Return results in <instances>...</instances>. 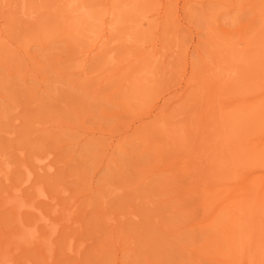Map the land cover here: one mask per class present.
<instances>
[{"label":"rangeland","instance_id":"374dc122","mask_svg":"<svg viewBox=\"0 0 264 264\" xmlns=\"http://www.w3.org/2000/svg\"><path fill=\"white\" fill-rule=\"evenodd\" d=\"M263 112L264 0H0V259L264 264ZM45 153L50 173L32 164ZM18 187L52 221L72 216L52 260L7 241L39 218L3 204Z\"/></svg>","mask_w":264,"mask_h":264},{"label":"bare ground","instance_id":"6f19581e","mask_svg":"<svg viewBox=\"0 0 264 264\" xmlns=\"http://www.w3.org/2000/svg\"><path fill=\"white\" fill-rule=\"evenodd\" d=\"M132 2V1H131ZM134 3V1H133ZM131 3V4H133ZM131 4L129 3L128 5L126 6H129V9L132 7ZM135 5H137L136 3H134ZM79 6V7H78ZM77 8L79 9L78 12H77V15L79 14L80 16L84 15L82 12H83V8L78 5ZM134 6V5H133ZM125 7V6H124ZM136 8V6H134ZM75 8V7H74ZM125 8H128V7H125ZM135 8H132V9H135ZM71 9V8H70ZM83 9V10H82ZM72 10V9H71ZM77 11V10H76ZM82 11V12H81ZM22 12V11H21ZM85 13V12H84ZM32 14V13H31ZM87 14H89L87 12ZM24 15V11H23V14ZM30 18L31 15H29ZM27 16V17H29ZM79 17V16H78ZM18 18V17H17ZM29 19V18H28ZM262 41V40H261ZM242 57V56H241ZM229 63V62H228ZM255 64V63H254ZM239 70V69H238ZM232 73L234 72H226L224 75H221L219 78H218V81L217 83H225L226 81H229ZM183 74V73H182ZM130 83V82H129ZM241 86V85H240ZM264 113V112H263ZM260 115V114H259ZM258 115V116H259ZM254 116V115H253ZM248 117V116H247ZM167 129H165V133L168 135V137H170L172 140L174 141H178V142H181L183 143L185 140L183 139L184 138V135H183V130L180 128V127H171L169 129V127H166ZM223 128V127H222ZM225 128V127H224ZM226 135H224L222 137V142L223 144H221V146H223V148L225 147H229V143L230 142V138H232V133L230 134H227L225 133ZM218 140V138H217ZM216 140V141H217ZM215 141V142H216ZM218 143L217 144H220V141H217ZM213 145H207L205 147L203 146H200V151L197 149V151H199L198 153H196V160L197 159H200L202 158V156H207L209 153V150L212 148ZM228 149V148H227ZM234 153V152H233ZM36 155V154H35ZM50 155L51 154H48V153H45L43 155H36L34 156V159H33V162L32 164L37 167V169L43 171L45 170V172H48L50 173L52 170H53V167L54 165L53 162L51 161L50 159ZM238 155V154H237ZM259 158V157H258ZM220 160H223V159H220ZM220 160H217V167L218 169H221L224 167L225 165V162L224 161H220ZM214 161V160H213ZM211 161V162H213ZM220 161V162H219ZM237 162V161H236ZM213 165V164H212ZM238 165V164H237ZM235 167V166H234ZM35 168V167H34ZM194 168V167H193ZM23 171L25 172V176H24V185H26L28 188L31 187L32 185V182H33V177H34V174H33V170L32 168L28 165H23ZM38 170V171H39ZM257 186V185H256ZM23 187V185H21V188ZM21 188H17V190H15V193L14 194H10L11 196L9 197H6L3 201H4V205L6 206H9V207H12L15 212H18V214L20 215L21 211L23 210H28V211H31V212H39V218L34 221V223L30 224V225H25L26 223L22 222L21 221V218H19L18 220V231L17 233H12L11 236H8V242L11 243V241H13V239H16L17 241V244L15 245V250L16 249H19L21 247V245H26L28 247L30 246H36L35 244L36 243H40L42 244L40 247H41V252L46 254V258L47 260L51 259L52 260V256L54 254V250H55V241L54 239L56 238L58 232H59V226H60V223L62 221H64L65 223H70L71 224H75V223H72L73 219H72V216H70L69 214L65 215L64 214V218L58 220V221H52V219L46 215L45 213H42L37 207H36V203L35 202H31V203H27L26 201L23 200V197L20 196V193L21 192ZM30 189H33V185ZM25 190V189H24ZM29 190V189H28ZM23 191V190H22ZM36 197L37 199H41V200H46L48 199L49 200V196H48V193L45 191V189L43 187H37L36 189ZM250 195H252V193H250ZM249 195V196H250ZM4 198V197H3ZM22 199V200H21ZM237 200V199H236ZM18 201L22 204V205H18ZM50 201V200H49ZM53 201V200H52ZM249 199L247 198L240 206L238 205V209L241 211V216L240 218L238 219V221H246V228L248 229V231H252L253 228H254V225L252 223L251 219L252 217H250V215H248L250 218H248L247 216V211L249 210H246L248 205H249ZM240 204V203H239ZM234 205V204H233ZM237 206V205H236ZM234 207V206H233ZM68 209V208H67ZM236 209V208H235ZM62 210V209H60ZM63 210H66L63 209ZM69 211V210H68ZM238 211V212H240ZM54 212H58V210H54ZM70 212V211H69ZM237 212V211H236ZM64 213V212H63ZM66 213V212H65ZM128 214H132V213H128ZM62 216V215H61ZM135 218V215L132 214L131 218ZM139 220V219H138ZM40 224V225H39ZM239 224V222L237 223ZM245 224V223H244ZM236 225V224H234ZM39 226H42L43 227V232L39 230ZM239 226V225H238ZM241 228V227H240ZM234 230H236V235L235 236H239L240 238V233H238L240 229L237 230V228L233 227ZM44 231L47 232V234H44ZM242 233V232H241ZM252 234V233H251ZM17 237V238H16ZM242 237V236H241ZM251 237V236H250ZM238 238V239H239ZM68 239V238H67ZM76 240V238H75ZM75 240L73 237H70L68 240H67V246L65 248V250L67 251V253L69 254H75L76 256L79 255L81 252H80V244L77 246V248L75 247ZM224 240V239H223ZM239 242V241H238ZM244 243V242H243ZM238 245V244H237ZM248 244H246L245 246H247ZM82 246V245H81ZM250 246V245H249ZM7 250V249H6ZM235 253V252H234ZM246 253V251H245ZM248 258V257H247ZM0 261H4L6 263H8V257H7V251L4 252V256L1 257ZM9 264V263H8ZM13 264V263H11Z\"/></svg>","mask_w":264,"mask_h":264}]
</instances>
